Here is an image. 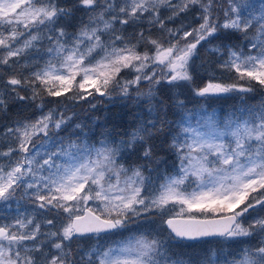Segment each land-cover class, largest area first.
Wrapping results in <instances>:
<instances>
[{
	"label": "snow or ice",
	"instance_id": "snow-or-ice-1",
	"mask_svg": "<svg viewBox=\"0 0 264 264\" xmlns=\"http://www.w3.org/2000/svg\"><path fill=\"white\" fill-rule=\"evenodd\" d=\"M162 7L170 14L164 16ZM189 13L195 26H167L166 21ZM145 14L151 28L172 38L167 46L143 32L136 44L117 34L116 24H135ZM0 25L7 33L0 32L6 52L0 55L5 89L0 112L17 102L42 109V92L59 97L72 89L77 76V89L83 90L79 99L111 98L115 92L125 107L131 103L139 109L122 134L115 131L118 125L101 133L98 147L86 139L69 140L65 147L61 140L59 151L49 150V138L71 120L53 109L5 125L0 201L27 197L42 215L19 214L0 225V264H264V216L246 219L257 206L264 209V107L233 113L222 127L209 115L206 132L183 126L185 90L194 97L253 90L236 83L195 86V59L204 44L222 58L216 68L264 86V0H0ZM141 41L154 51L137 52ZM25 54H30L27 62ZM125 68L137 75L121 82ZM144 82L147 91H142ZM170 112L179 119L170 120ZM75 127L86 137L81 125ZM164 151L176 155L178 171L149 194L145 172L149 165L166 163L158 155ZM133 156L134 163L121 162ZM90 201L97 202L95 208ZM169 205L179 206V212L164 221L167 239L142 237L117 247L100 242L102 234L125 228L131 217L153 209L164 213ZM253 236L258 237L254 247L242 249L239 258L228 253L222 262L212 250L185 259L172 244ZM85 239L95 243L82 244Z\"/></svg>",
	"mask_w": 264,
	"mask_h": 264
},
{
	"label": "trees",
	"instance_id": "trees-1",
	"mask_svg": "<svg viewBox=\"0 0 264 264\" xmlns=\"http://www.w3.org/2000/svg\"><path fill=\"white\" fill-rule=\"evenodd\" d=\"M63 2V0H62ZM173 2H178L175 0ZM164 8L162 14L167 16L170 14L169 10ZM77 17L84 16L83 12H77ZM85 20L87 17H84ZM181 22L191 24L195 26V20L193 14L189 13L187 16L181 14L180 18L175 22L166 21L167 26L170 28L178 27ZM117 33L125 37V42L131 38V43H137V36L139 33L143 32L144 35L151 36L153 39H163L165 46L168 42L172 40L171 37H167L166 33H161L157 28H151L147 22L143 24L138 23L130 24L128 26L119 27ZM174 42V41H173ZM117 45H122L120 41L117 42ZM210 45L204 44L203 47L199 48V55L195 59V65L197 68L196 72V85L198 87H203L209 82L213 83H223V84H233L242 85L244 87H252L251 92H240L239 90L233 91L227 94L211 95L208 97H194L191 92L185 90V103L186 108L184 109V115L190 116L192 120L199 122L201 119H205L208 113L213 117V120L216 122L218 127H222L223 123L232 117L233 113L240 115L241 111L246 107H250L254 110H259L261 107H264V86H260L255 81H249L247 78L240 80L237 78V75L234 71L221 70L216 68L215 65L218 60V56L211 54L207 51ZM3 48H0V52ZM136 51L143 53L144 51H149L151 54L154 51V48L151 45H146L141 41L137 44ZM203 65V67H201ZM215 69V70H213ZM135 75L134 68H126L119 73L118 79L123 82L127 79H132ZM7 79V76L4 77ZM144 86H142L143 88ZM77 86H73L72 89L64 93L59 97L48 96L46 92L41 93V97L44 102V107L37 108L35 104L32 105H21L19 102L16 104H10L8 111L0 112V133H3L5 125L13 126V123L17 120H26L34 119L39 117L42 112H46L49 109H60L65 107L66 110H69L73 106V114L71 120L68 122V125L64 131L61 133V137L68 140H73L80 142L82 139H86L88 143L99 145L98 141L103 139L101 133L112 131L114 125H118L115 128L116 132L123 133L126 129H129L132 126V123L135 119V113L139 112V109L134 108V106L129 103L125 107V103L121 101L116 93L114 92L111 98L101 97L97 94L88 96L86 99H79L80 93H76ZM3 83L0 82V92H4ZM167 89L161 91L163 96ZM39 103V101H37ZM95 104L96 107L93 108L91 105ZM209 115V114H208ZM170 120L179 119L178 116L169 113ZM81 125L82 131L84 134H87L86 137L80 136L81 130L77 129L75 125ZM174 132L179 131L175 125H173ZM119 139V137H117ZM0 146L4 149L7 144V140L0 135ZM158 155L163 157L166 160V163H161L160 165H149L150 171H146L145 175L150 176L151 184L150 187L153 188L154 183L156 187L159 188L165 180L166 177L172 176L178 170L177 157L174 153L167 151L159 152ZM135 157L133 156L131 160L127 157L123 160V163L131 164L135 162ZM149 187V191H150ZM255 195V194H253ZM0 212V221L2 219ZM5 215V213H3ZM158 216L157 214L149 215H139L133 216L127 223L126 231L119 229L116 233L104 235L101 237L102 244L105 246H112L114 243L122 239L123 237L129 236H138V237H147L148 239L157 238V239H167L169 235L166 227L161 224V228H164L166 233H155L152 230H157L147 222V219L151 216ZM253 217L264 216V209H261L259 206L255 208L252 212ZM252 215H249L250 217ZM4 217V216H3ZM124 229V228H123ZM156 234H162L166 236H160ZM88 239H85L87 241ZM258 243V237H242V238H218L203 240L198 242H179L176 241L172 244L174 246V251L177 253H184V258L187 259L188 256L194 254H203L207 253L209 250L212 252H218L221 254V262L224 255L232 253L233 256L239 258L241 250L245 248L254 247ZM229 260L232 259V256L228 257Z\"/></svg>",
	"mask_w": 264,
	"mask_h": 264
},
{
	"label": "rangeland",
	"instance_id": "rangeland-1",
	"mask_svg": "<svg viewBox=\"0 0 264 264\" xmlns=\"http://www.w3.org/2000/svg\"><path fill=\"white\" fill-rule=\"evenodd\" d=\"M175 1V0H173ZM120 2H122V0H120ZM164 8L162 7L161 8V13H162V10ZM168 12V10H167ZM147 14H145V18L141 19L139 22H137L139 25L140 23H144V22H147ZM122 25L120 24H116L115 27L117 29H119V27H121ZM0 32H5V27L0 25ZM5 34H7L5 32ZM119 34V33H117ZM107 39H108V34L106 33L105 34V40L107 42ZM189 40H191L192 38L189 37L188 38ZM23 38H21V42H22ZM118 42V41H117ZM116 42V43H117ZM44 46L46 47L47 46V41H44ZM183 43V41H182ZM16 46H19V45H16ZM117 46H123V45H117ZM6 52L5 50L3 49L1 52H0V55H5ZM30 54H25V61L24 62H27V57L29 56ZM102 55V53H101ZM220 58V57H218ZM13 59H17V58H13ZM96 59H99V56L96 57ZM222 60V58H220ZM48 60V57L45 56L44 59L41 61V66H43L44 62ZM126 69V68H125ZM124 69L121 70V72L123 71ZM159 71V69H157ZM135 71V69H134ZM137 75V72L135 71V75L134 77ZM133 77V78H134ZM132 78V79H133ZM79 80H80V76H77L76 77V82L74 83L73 86H78V83H79ZM127 80H131L130 78L127 79ZM144 87L142 88V91H147V83L144 82ZM83 90H76V93H82ZM89 91H91V89H89ZM99 96V95H98ZM72 107L69 109V110H66L65 107H62L60 109H55V111H57L58 113H63L64 116L66 117H72V114H73V106L74 105H71ZM47 112V111H46ZM44 112V113H46ZM209 115H211L210 113H208ZM207 114V116L205 117V119H201L199 122H196V120H192V118L190 116H186L185 117V122H184V125L183 126H186V127H189L190 129H197L198 131L200 132H206L209 130V128L206 126V122H207V117L209 116ZM212 116V115H211ZM62 131L58 134V136H52L49 138L50 142L46 145V147L51 150V151H59L60 149V141L63 140V143H64V146L66 147L69 140L68 139H64L62 138L60 135H61ZM42 136V134H41ZM2 141H0L1 143ZM8 144V142H7ZM7 144L6 146L4 147V149L2 148V146H0V151H6L7 150ZM14 146V145H13ZM97 147L99 145H96ZM16 156L14 155L13 157H11V159H15ZM46 158V157H45ZM66 160L65 157H61L60 161L61 163H63L64 161ZM3 162H6V158L4 157H0V163H3ZM123 163V160L121 161ZM178 171V170H177ZM177 173V172H176ZM176 173L172 174V176H175ZM46 174V173H45ZM166 182V180L162 183L164 184ZM159 188L156 187V184L154 183V186L153 188L150 187V191H149V194L151 193H154L158 190ZM190 190V189H189ZM96 204L97 202L95 201H90L89 202V206L95 208L96 207ZM169 209H171L170 211H165L164 213H161L160 210L158 209H153L151 212H146V213H142L141 215H149V214H157L158 216H151L147 219V222L150 224V226H153L155 229L157 230H152L153 232L155 233H166V231H164V228L162 229L161 228V224L164 225V221L169 218V217H173L177 212H179V206H176V207H172L171 205H169ZM0 212H1V216H2V219L0 221V225H3L5 223H10L13 221V219L19 215V214H24V215H32V214H35L38 216V218L42 215V213L40 211H37L35 210L34 208V205L31 204L29 201H28V198L25 197L24 199H21V197L18 195L14 200L8 202V203H5V202H2L0 201ZM252 210H250V214L249 215H252ZM3 213H5V215H3ZM246 216V219H250V218H253V215L250 217V216ZM4 216V217H3ZM165 226V225H164ZM124 232L126 231V228L122 229ZM156 235H162V234H156ZM167 236V234H165ZM164 236V235H162ZM164 236V237H166ZM168 237V236H167ZM142 237H138V236H129V237H123L122 239H120L119 241H117L116 243H114L112 245V247H117L119 246L120 244L122 243H125V242H128V241H134L135 239H140ZM228 239H232V238H228ZM100 242L102 243V241L100 240ZM176 241H173V243H175ZM95 243L94 240L92 239H88L87 241H83L82 244H93Z\"/></svg>",
	"mask_w": 264,
	"mask_h": 264
},
{
	"label": "water",
	"instance_id": "water-1",
	"mask_svg": "<svg viewBox=\"0 0 264 264\" xmlns=\"http://www.w3.org/2000/svg\"><path fill=\"white\" fill-rule=\"evenodd\" d=\"M169 218H171V217H169ZM177 218H180V217H177ZM168 219V218H167ZM166 225V224H165ZM166 228H167V226H166ZM117 231V230H116ZM116 231H114V232H116ZM169 231V230H168ZM114 232H111V233H114ZM111 233H108V234H111ZM102 235H106V234H102ZM215 238H223V237H207V238H203V239H201V240H207V239H215ZM201 240H198V241H201ZM184 242H196V241H184Z\"/></svg>",
	"mask_w": 264,
	"mask_h": 264
}]
</instances>
